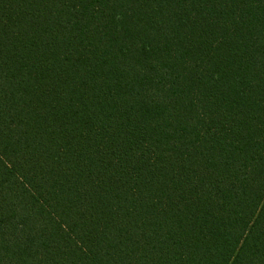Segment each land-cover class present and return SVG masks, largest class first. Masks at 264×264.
<instances>
[{
	"label": "trees",
	"instance_id": "obj_1",
	"mask_svg": "<svg viewBox=\"0 0 264 264\" xmlns=\"http://www.w3.org/2000/svg\"><path fill=\"white\" fill-rule=\"evenodd\" d=\"M0 264H264V0H0Z\"/></svg>",
	"mask_w": 264,
	"mask_h": 264
}]
</instances>
